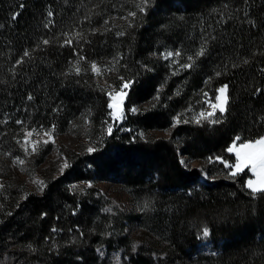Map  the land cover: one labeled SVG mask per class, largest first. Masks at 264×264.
Instances as JSON below:
<instances>
[{
	"label": "trees",
	"instance_id": "trees-1",
	"mask_svg": "<svg viewBox=\"0 0 264 264\" xmlns=\"http://www.w3.org/2000/svg\"><path fill=\"white\" fill-rule=\"evenodd\" d=\"M138 3L0 0V141L15 124L61 132L86 111L92 146L72 151L41 195L17 202L1 191L0 243L17 246L15 264H106L102 244L123 248L127 264H264V194L246 187V169L233 176L226 165L237 137L264 135V0H148L144 11ZM166 49L192 66L170 68ZM109 56L118 79L132 82L120 120L91 80L92 64ZM223 85L226 110L197 123L207 94L215 99ZM94 175L118 182L132 209L98 210L95 186L63 182ZM131 222L164 243L163 255L133 246ZM205 228L214 252L198 251Z\"/></svg>",
	"mask_w": 264,
	"mask_h": 264
},
{
	"label": "rangeland",
	"instance_id": "rangeland-1",
	"mask_svg": "<svg viewBox=\"0 0 264 264\" xmlns=\"http://www.w3.org/2000/svg\"><path fill=\"white\" fill-rule=\"evenodd\" d=\"M124 1L138 3L140 0ZM125 12H128L127 9H125L123 13ZM124 16L125 14L112 15L111 17L117 21L121 18L123 20ZM169 49L162 51L161 56L167 59V64L170 68H174V65H176L178 69H181L183 63L187 60L185 59L187 55L183 54L182 57L176 55ZM169 52L173 53V55L168 56L167 54ZM113 57L116 58L117 56H109L103 59V62L97 64V71L91 69L93 72L91 80L104 88L108 96L107 110L111 119L120 120L122 117V103L124 100V95H121L120 89L125 80L118 79L120 74L116 68V60ZM221 87L222 86L219 88ZM126 90L127 89H124V93ZM217 95H219V93L216 91L215 99H212V96L209 95V93L207 94L206 104L199 111V115L202 112L205 113V115L213 112L211 104L220 103L216 100ZM110 103L113 105L112 108H109ZM133 108L134 107H132V109ZM88 123L87 112L83 111L78 117L72 119L70 125L61 132L58 131L54 125L51 127H44V125H30V127H25L24 125L21 127L15 124L12 127L13 130H15L13 137L8 140L0 141V196L1 191H9L12 198L17 197V202H21L29 195H41L49 181L63 176L62 174L66 168L70 167L71 160L68 156H71L72 151L81 154L84 153V151L90 152L89 149H92L89 143V137L87 136ZM27 133L32 134L26 135ZM167 134V129L163 131L149 130L147 134L145 133V135L154 136H166ZM45 141L47 142L45 143ZM234 142L237 143L233 153L236 157V161L233 164L226 163V165L231 168L230 172L232 173L236 170L235 166L238 163L242 164L244 169L249 173V176L245 180V185L249 179L256 182L259 178L261 169L257 166L255 171H253L251 163L247 160V155L251 152H259L262 146L254 145L252 147H241V145L247 142L244 141L242 144H238L241 142H238L237 139L234 140L233 143ZM33 148L36 150L33 151ZM237 154H239V157ZM182 159H185V156H183ZM19 161H23V163L21 164ZM191 164L202 166L198 161H191ZM88 167L89 165H87V168ZM207 176V173L203 172L202 178L204 179ZM63 182L70 186L78 185L83 188L95 186L97 190L94 189L95 193L93 195V200H95L98 210L111 211L113 208L117 207H123L125 211L132 209L133 205L130 197L116 181L102 179L94 175L71 182L67 177L63 179ZM41 187L43 190H41ZM98 190L100 192H98ZM0 207H3V203L1 202ZM127 224L124 230L130 235V240L134 244L133 246L150 243L151 245L146 248L150 249L151 253L155 256H157L158 253L163 255V251H157L163 250L165 245L157 236L148 230L142 229L137 222ZM5 244L6 241L0 243V264H15L17 246H5ZM198 251L201 253L216 251L212 248L208 236L205 237L203 235V231L200 234ZM96 253L99 255L100 259H104L106 264H127L129 260V255L126 254L124 249L117 246L109 247L107 244H102L96 248ZM175 262H177V264H190L188 260L183 261L180 258H176Z\"/></svg>",
	"mask_w": 264,
	"mask_h": 264
},
{
	"label": "snow or ice",
	"instance_id": "snow-or-ice-1",
	"mask_svg": "<svg viewBox=\"0 0 264 264\" xmlns=\"http://www.w3.org/2000/svg\"><path fill=\"white\" fill-rule=\"evenodd\" d=\"M148 3V0H140V3H138L136 6L140 9V11H144V7L143 5H146ZM49 15H51V12L49 13ZM129 15H135V13H129ZM45 27H47V25H45ZM120 35H122V33H119ZM43 43L47 44L48 41L45 40L43 41ZM66 43H70V41H67ZM176 55H179L180 53L177 52L175 53ZM204 54V49L201 48L200 51H198L196 53V56H202ZM25 56H28L29 53L26 51L24 53ZM168 56L173 55V53L169 52L167 54ZM190 61L193 60V57H189L188 58ZM21 61H17V63L19 64ZM191 64H186L183 65L182 67L188 68L191 67ZM77 72L80 71L79 67L77 66L75 69ZM92 70L93 71H97V66L95 63L92 64ZM219 75V73H218ZM131 81H124V83L121 85V95H125L126 93H124V89H127L129 87V85L131 84ZM226 90H227V85L222 86L221 88H219L217 90V92L219 93V95H217L216 100L220 103H216V104H211V107L213 108V112L207 113V115H205V113H201L200 114V118H197L196 122L200 123L201 122V118L207 119L210 118L211 116H213L215 114V112L218 110L220 113H223L226 109H225V105L228 102V98L226 95ZM259 91V90H258ZM29 99H31V97H29ZM113 105L110 103L109 104V108H112ZM131 111L135 112L137 111V109L133 108L131 109ZM112 115H114L113 113H110ZM215 123H219V120L213 121ZM17 123H21L20 121H17ZM175 126V125H174ZM35 131V130H33ZM109 132H111V126H109ZM32 133H27L26 135H31ZM47 135V133H46ZM237 140H239L240 138L237 137ZM47 141H45L46 143ZM254 145H261V149L259 152H251L247 155V160L251 163L253 171H255L256 167L258 166L261 169V172L259 173V178L256 182H253V180L249 179L246 182V187L248 189L251 190V193L253 195L257 194V193H261L264 194V137H260L258 140L256 141H249L246 144L241 145V147H252ZM36 149L33 148V151H35ZM89 151H92V149H89ZM228 151H232L231 148L228 149ZM239 157V154H237ZM21 164L23 163V161H19ZM67 166V165H65ZM236 170L234 172H232V175L235 176L237 174H239L241 171L244 170V166L240 163H238L236 166ZM41 190L42 187H41ZM209 232L208 229L205 228L203 230V235L206 237L208 236Z\"/></svg>",
	"mask_w": 264,
	"mask_h": 264
},
{
	"label": "crops",
	"instance_id": "crops-1",
	"mask_svg": "<svg viewBox=\"0 0 264 264\" xmlns=\"http://www.w3.org/2000/svg\"><path fill=\"white\" fill-rule=\"evenodd\" d=\"M261 137H264V135H263V136H261ZM259 138H260V137H259ZM259 138L255 139V140H253V141H256V140H258ZM245 142H249V141H245ZM242 143H243V142H241V143H238V144H242ZM236 145H237V143H235V142L233 143V142H232V143L230 144V146L228 147V149H229V148H231V149H232V151H229V152H231V153H234V149H235L234 147H235Z\"/></svg>",
	"mask_w": 264,
	"mask_h": 264
}]
</instances>
